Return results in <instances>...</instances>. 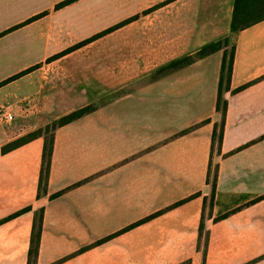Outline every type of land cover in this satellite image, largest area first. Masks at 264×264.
I'll return each instance as SVG.
<instances>
[{"label":"crops","instance_id":"1","mask_svg":"<svg viewBox=\"0 0 264 264\" xmlns=\"http://www.w3.org/2000/svg\"><path fill=\"white\" fill-rule=\"evenodd\" d=\"M63 1L0 0V84L38 66L0 86V108L44 126L95 107L54 132L45 191H39L44 138L4 152L23 133L0 122V264L29 263L40 211L33 264H264V20L231 32L235 0H166L148 15L155 21L127 23L125 30L137 28L139 37L126 41L130 55L123 60L110 46L107 55L79 48L49 62L115 22V0L107 8L78 0L56 9ZM226 38L234 64L230 89L223 90L221 152L212 154L224 50L160 70ZM154 72L158 78L144 83ZM129 83L132 91L94 103ZM211 162L217 188L201 234Z\"/></svg>","mask_w":264,"mask_h":264},{"label":"trees","instance_id":"2","mask_svg":"<svg viewBox=\"0 0 264 264\" xmlns=\"http://www.w3.org/2000/svg\"><path fill=\"white\" fill-rule=\"evenodd\" d=\"M78 0H64L63 2L59 3L56 5V9L63 8L65 6H68ZM46 13H43L41 15L36 16L35 18L31 20H35ZM137 17H133L130 19H127L123 22H121L118 25H115L109 29H106L94 36H92L89 39H86L77 45L63 51L62 53H59L50 59H48L49 62L56 60L60 58L61 56H64L65 54H68L70 52H73L79 48H82L86 46L87 44L93 42L94 40L103 37L104 35L112 32L113 30L131 22L132 20L136 19ZM30 20V21H31ZM264 20V0H235L234 2V8H233V13H232V18H231V23H230V31L231 32H238L244 29H247L261 21ZM16 26L15 28L20 27ZM229 46V38H226L224 40H220L217 42H213L211 44H208L198 50L195 54L193 55H188L185 56L177 61L171 62L168 66L162 68L160 72H168L172 70H176L178 68H182L187 65H191L197 60H200L202 58H205L211 54H214L220 50H224V57H223V62H222V74H221V79H220V85H219V93H218V100H217V112H220L222 115V121L220 125L217 127V124L214 126L213 134H212V154L214 151L217 149V151L220 153L221 152V147H222V141H223V134H224V129H225V118H226V110H227V101L223 98V90L230 89V82H231V76L233 72V64H234V47L230 48V51L227 50V47ZM226 48V49H224ZM38 68V66L32 67L26 71H23L22 73H19L18 75L7 79L3 83L0 84V86L7 84L8 82L15 80L28 72L35 70ZM244 87H240L238 89H235L233 92H238ZM95 110V107L92 105H88L85 107H82L80 109H77L57 120H55L51 125H48L47 127L51 130V135L47 136L42 135L41 131H36L34 133H31L25 137H21L17 139L16 141L8 144L3 148L4 152L16 149L18 147H21L32 140L43 137L44 138V148H43V162H42V168H41V176H40V183H39V191H45L47 183H48V177H49V170H50V163H51V157L53 154V148H54V132L56 131L57 128L65 126L87 114H90ZM213 167H212V162L209 167V172H208V177H207V183L211 184V195L210 198H205L204 199V207H203V216H202V222L200 226L201 234L204 230V212L207 207L212 211L214 207V200H215V194H216V188H217V175H218V167L216 166L214 168V173L212 172ZM58 195V194H56ZM55 195V196H56ZM53 196V197H55ZM199 196L194 195L184 201H181L170 208H174L176 206H179L183 204L184 202ZM261 198L254 200L247 205L254 204L257 201H259ZM31 210L30 207L23 209L22 211L10 216L8 219L13 218L15 216H18L24 212H27ZM167 210V209H166ZM164 210V211H166ZM164 211H161L157 213L154 216H157L159 214H162ZM225 216H222L219 219L225 218ZM140 223V222H139ZM137 223V224H139ZM42 225H43V211H40L34 221V226H33V231H32V236H31V244H30V250H29V263L28 264H33L36 262L38 253H39V245H40V239H41V233H42Z\"/></svg>","mask_w":264,"mask_h":264},{"label":"rangeland","instance_id":"3","mask_svg":"<svg viewBox=\"0 0 264 264\" xmlns=\"http://www.w3.org/2000/svg\"><path fill=\"white\" fill-rule=\"evenodd\" d=\"M110 1V7H111V0H99L100 5H105V8H107V4ZM161 1H166V0H115V12L114 15L110 14V19H112V17L114 16L115 22L112 25H118L121 22L133 18V17H137L136 19L132 20L130 23H133L132 27H134L136 25V23H140L141 21H155V19L153 18H148L149 14H152L153 12H155L157 9L163 7L164 5H160L162 2ZM216 1V0H212ZM170 4V3H169ZM166 5V4H165ZM168 5V4H167ZM151 6V7H150ZM149 7V8H148ZM112 8H110L111 10ZM216 8L213 6L212 9L210 10V12H215ZM103 16H107V14H103V8H101L100 11V19L102 20ZM217 15H215L216 17ZM141 17L142 20H141ZM111 21V20H110ZM125 24L115 30H113L112 32L104 35L103 37L99 38L98 41H96L94 44H88L84 47H82V50L80 51V53L83 54H92V53H98L101 55H107L108 54V49L110 46L114 47V54L117 57V60H123L124 57L126 55H130L129 53V48L126 49L125 48V43L127 40H129L130 38H138V33H139V29H130V30H125V26L128 25ZM111 25V26H112ZM113 27V26H112ZM158 32H162L165 33L166 31H158ZM227 50L230 51V46L227 47ZM158 73L154 72L153 73V77H149L147 79H145L143 82L147 83V82H154L157 78H158ZM134 85H132V83L127 84V86L122 89L121 91L115 93V94H108V93H103V94H99L97 95L96 98L93 99L94 103L96 105H102L104 103H107L109 100H112L113 98H118L130 91L133 90ZM62 95H59V97H61ZM24 104H27V101H23L20 102L19 105H22V107L24 106ZM93 106V105H92ZM56 112V111H55ZM220 114V121L217 122V127L219 126L220 129V125H221V121H222V115L220 112H218ZM37 115V114H36ZM36 115H33V117H35ZM21 117V116H20ZM31 117H25L23 118V121H19L17 119H15L12 124L7 125L4 124L1 120L0 122L2 123V125L4 126V128L9 129L10 131H15L18 129V131H21V133H23L21 135V137H25L31 133H34L36 131H41L42 135H47L50 136L51 135V130L47 127L48 125H44V126H39L37 125L36 121L34 122L31 121ZM25 119H28L25 121ZM54 122V120H51V123L49 125H51ZM215 126V125H214ZM26 130V131H23ZM20 137V138H21ZM212 172L214 173V167Z\"/></svg>","mask_w":264,"mask_h":264},{"label":"built area","instance_id":"4","mask_svg":"<svg viewBox=\"0 0 264 264\" xmlns=\"http://www.w3.org/2000/svg\"><path fill=\"white\" fill-rule=\"evenodd\" d=\"M15 119L13 110L9 106H4L0 108V120L7 125L12 124Z\"/></svg>","mask_w":264,"mask_h":264}]
</instances>
